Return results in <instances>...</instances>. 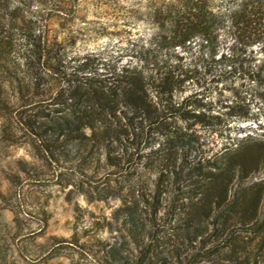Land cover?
<instances>
[{"label":"trees","instance_id":"1","mask_svg":"<svg viewBox=\"0 0 264 264\" xmlns=\"http://www.w3.org/2000/svg\"><path fill=\"white\" fill-rule=\"evenodd\" d=\"M70 1L0 0L1 135L116 200L107 223L120 235L101 243V264H264V140L229 135L213 150L203 130L247 113L180 98L198 62L175 50L194 42L217 81L246 75L264 99V0H157L159 40L125 62L49 36Z\"/></svg>","mask_w":264,"mask_h":264},{"label":"rangeland","instance_id":"2","mask_svg":"<svg viewBox=\"0 0 264 264\" xmlns=\"http://www.w3.org/2000/svg\"><path fill=\"white\" fill-rule=\"evenodd\" d=\"M155 1H70L63 6V15L61 12L50 20L48 33L64 41L70 55L92 54L125 62L128 54L159 40L149 10ZM230 44L220 43L215 59ZM198 49L194 42L175 48L183 62H198L196 70L188 73L192 78L180 98L199 92L216 109L228 111L224 104L237 103L247 113L245 118L224 115L223 132L203 130L213 150L229 135L264 140V99L257 97L256 86L241 74H228L217 81L212 74L216 72L215 60L207 53L200 57ZM2 117L0 114V126ZM32 151L24 138L0 133V264H101V243L120 235L116 224L107 223L116 200L93 192L96 182L82 187V176L54 163L44 164ZM20 160L35 165V170L23 172ZM91 172L88 170V175ZM105 172L99 170L93 177H104Z\"/></svg>","mask_w":264,"mask_h":264}]
</instances>
